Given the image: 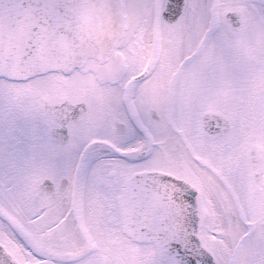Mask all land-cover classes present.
<instances>
[{"label":"snow or ice","instance_id":"snow-or-ice-1","mask_svg":"<svg viewBox=\"0 0 264 264\" xmlns=\"http://www.w3.org/2000/svg\"><path fill=\"white\" fill-rule=\"evenodd\" d=\"M0 264H264V0H0Z\"/></svg>","mask_w":264,"mask_h":264}]
</instances>
